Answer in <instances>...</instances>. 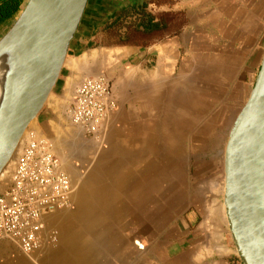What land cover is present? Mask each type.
Returning a JSON list of instances; mask_svg holds the SVG:
<instances>
[{
	"label": "crops",
	"instance_id": "1",
	"mask_svg": "<svg viewBox=\"0 0 264 264\" xmlns=\"http://www.w3.org/2000/svg\"><path fill=\"white\" fill-rule=\"evenodd\" d=\"M95 3L89 1L88 6ZM158 5L163 13L154 11L151 23L162 20L166 31L145 47L98 45L101 37L96 30L102 23L94 17L93 7L89 15L85 12L69 48L65 84L67 79L75 80L71 100L82 79L100 74L110 80L116 98L103 150L83 185L82 208L103 212L107 227L118 220L122 223L118 213L124 202L137 213L139 197L154 193L156 133L166 140L177 133L180 137L188 116H200L204 108L234 115L255 85L264 54V0H164ZM6 30H0V39ZM54 97L36 127L46 135L40 134L60 142L63 128L56 116L63 98L61 93ZM130 221L133 224V215ZM219 239L220 253L196 259L188 252L187 264H242L231 237ZM88 245H69L70 264H87ZM48 247L29 259L50 255ZM61 250L57 249L59 259ZM161 259L164 264L181 260L164 253Z\"/></svg>",
	"mask_w": 264,
	"mask_h": 264
},
{
	"label": "rangeland",
	"instance_id": "2",
	"mask_svg": "<svg viewBox=\"0 0 264 264\" xmlns=\"http://www.w3.org/2000/svg\"><path fill=\"white\" fill-rule=\"evenodd\" d=\"M163 1L153 0L150 3L147 12L151 17L154 11L158 15L163 13L158 5ZM95 4L88 6L86 16L94 7L93 13L97 22L99 23L100 17H104L100 29L96 30L101 37V41L97 40L98 45L128 44L145 47L154 37L164 36L165 32L148 37L145 32H140L139 27L144 26L142 24L135 29L133 35L128 33L133 24L130 22H138L137 16H131L123 25L124 28L116 31L110 27L120 15L104 24L105 18L113 11L103 2L97 6L96 0ZM13 24L14 22L7 30ZM122 35L124 39H121ZM68 66L70 61L66 60L61 78L46 107L55 101V93H61L63 100L60 101L59 114L56 117L63 128V132L59 133L62 139L59 142L54 137L48 138L55 143L56 155L63 162V169L75 185L72 206L45 219L48 230L58 234V242L48 245L50 255L38 260L29 259L14 243L2 240L0 264H70L68 250L71 249L69 245L74 243L80 246L89 244L90 259L87 264H147L152 260L164 264L161 259L163 253L170 257L178 256L181 258L179 264H187L188 252L191 255L194 253L196 259L212 252L220 253L223 242L219 237H231L223 202L224 154L233 122L247 99L236 109L234 115L224 109L217 112L204 108L202 115L188 116L186 129L181 132L180 137L177 133L174 139L166 140L162 133H156L154 193L139 197L137 213L131 212L130 204L124 202L121 206L124 209L118 213L124 219L122 223L118 220L115 226L107 227L103 212L82 208L84 179L98 163L104 142L90 138L83 129L73 126L69 120L68 112L73 101L71 94L75 88V80L67 79L65 84L69 76ZM36 125L37 121L29 131L46 135ZM16 156L17 153L13 162ZM11 165L0 178L8 177ZM130 215H133V224ZM127 222L131 224L128 225ZM137 242L144 246L143 250L139 249ZM202 243L207 248L205 252L200 247ZM57 249H62V259H59L60 252Z\"/></svg>",
	"mask_w": 264,
	"mask_h": 264
},
{
	"label": "water",
	"instance_id": "3",
	"mask_svg": "<svg viewBox=\"0 0 264 264\" xmlns=\"http://www.w3.org/2000/svg\"><path fill=\"white\" fill-rule=\"evenodd\" d=\"M134 1L97 0V6L103 2L113 11L104 24ZM88 4L29 0L0 39V176L50 100ZM224 173L223 202L237 256L242 264H264V54L254 88L231 127Z\"/></svg>",
	"mask_w": 264,
	"mask_h": 264
},
{
	"label": "built area",
	"instance_id": "4",
	"mask_svg": "<svg viewBox=\"0 0 264 264\" xmlns=\"http://www.w3.org/2000/svg\"><path fill=\"white\" fill-rule=\"evenodd\" d=\"M116 108L112 83L100 74L82 80L68 115L73 126L103 143ZM11 166L8 177L0 178V241L14 243L31 258L58 242V234L48 230L45 219L72 206L75 186L53 141L35 131L27 132Z\"/></svg>",
	"mask_w": 264,
	"mask_h": 264
},
{
	"label": "trees",
	"instance_id": "5",
	"mask_svg": "<svg viewBox=\"0 0 264 264\" xmlns=\"http://www.w3.org/2000/svg\"><path fill=\"white\" fill-rule=\"evenodd\" d=\"M29 0H0V30L8 28L24 10ZM140 32L149 36L160 35L166 31L164 23L160 20L147 27L140 26Z\"/></svg>",
	"mask_w": 264,
	"mask_h": 264
},
{
	"label": "flooded vegetation",
	"instance_id": "6",
	"mask_svg": "<svg viewBox=\"0 0 264 264\" xmlns=\"http://www.w3.org/2000/svg\"><path fill=\"white\" fill-rule=\"evenodd\" d=\"M152 1L153 0H135L132 7H130L125 13L120 15L116 22H114L110 28H114L116 31H118V29L121 27L124 28L123 25L127 23V20L131 16H134L133 18L137 16L136 20L138 19V22H130L131 24H133L131 27H129L130 31L128 33L133 35L136 31L135 29H137L139 24H142L147 27L151 24V16L147 12V9ZM124 38L125 37L122 35L121 39Z\"/></svg>",
	"mask_w": 264,
	"mask_h": 264
},
{
	"label": "bare ground",
	"instance_id": "7",
	"mask_svg": "<svg viewBox=\"0 0 264 264\" xmlns=\"http://www.w3.org/2000/svg\"><path fill=\"white\" fill-rule=\"evenodd\" d=\"M63 70H64V69H63ZM31 126H32V124H31ZM31 126H30V127H31ZM29 129H30V128H29ZM29 129H28V130H29ZM26 134H27V133H26ZM26 134H25V136H23V138H22V140H21V142H20L19 148H20V146H21L22 141L25 139ZM19 148H18V150H19ZM17 152H18V151H17ZM63 161H64V160H63ZM12 162H13V161L10 162V164L7 166V168L12 164ZM62 163H63V162H62ZM7 168H6V169H7ZM225 212H226V211H225Z\"/></svg>",
	"mask_w": 264,
	"mask_h": 264
}]
</instances>
